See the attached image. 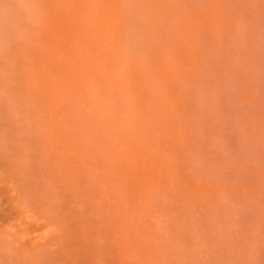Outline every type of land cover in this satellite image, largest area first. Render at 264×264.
I'll use <instances>...</instances> for the list:
<instances>
[{"label":"bare ground","instance_id":"6f19581e","mask_svg":"<svg viewBox=\"0 0 264 264\" xmlns=\"http://www.w3.org/2000/svg\"><path fill=\"white\" fill-rule=\"evenodd\" d=\"M0 264H264V0H0Z\"/></svg>","mask_w":264,"mask_h":264},{"label":"rangeland","instance_id":"374dc122","mask_svg":"<svg viewBox=\"0 0 264 264\" xmlns=\"http://www.w3.org/2000/svg\"><path fill=\"white\" fill-rule=\"evenodd\" d=\"M33 235V234H32Z\"/></svg>","mask_w":264,"mask_h":264}]
</instances>
